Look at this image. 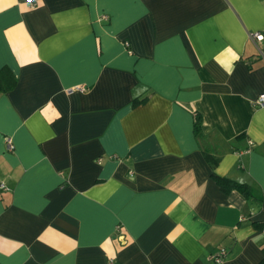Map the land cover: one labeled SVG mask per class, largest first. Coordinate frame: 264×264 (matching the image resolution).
<instances>
[{"label":"crops","instance_id":"1","mask_svg":"<svg viewBox=\"0 0 264 264\" xmlns=\"http://www.w3.org/2000/svg\"><path fill=\"white\" fill-rule=\"evenodd\" d=\"M28 1L0 0V264H261L264 0Z\"/></svg>","mask_w":264,"mask_h":264},{"label":"trees","instance_id":"2","mask_svg":"<svg viewBox=\"0 0 264 264\" xmlns=\"http://www.w3.org/2000/svg\"><path fill=\"white\" fill-rule=\"evenodd\" d=\"M15 84H16L15 78H12V80H10L9 78H7V75L0 73V93L10 91L11 89H13ZM137 103H139V101H136V104ZM195 131L196 134L198 135L201 134V118L199 115L196 116ZM216 180L220 185L221 189L227 193L232 190H237L245 197H250L251 195V190L247 185L236 183L227 178L216 177ZM261 202L264 206V196L262 197ZM261 264H264V260L262 261Z\"/></svg>","mask_w":264,"mask_h":264},{"label":"built area","instance_id":"3","mask_svg":"<svg viewBox=\"0 0 264 264\" xmlns=\"http://www.w3.org/2000/svg\"><path fill=\"white\" fill-rule=\"evenodd\" d=\"M35 1L36 0H29L28 2L30 4V6H35V4H36ZM250 37L252 40H254L256 42H263L264 41V33H261V32L251 34ZM85 89L86 88L84 86H81V87L77 88L76 90L85 91ZM256 106L261 107V108L264 107V95H261L258 98V100L256 101ZM7 145H8L9 150L13 149L11 140L7 141ZM117 230H118V233L119 232L121 233L120 227H118ZM227 255H228V252L226 249H220L217 253H214L209 257L208 264H224L226 261Z\"/></svg>","mask_w":264,"mask_h":264}]
</instances>
